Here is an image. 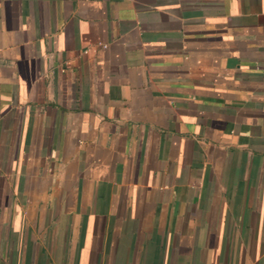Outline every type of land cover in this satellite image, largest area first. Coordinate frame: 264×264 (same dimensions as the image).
<instances>
[{"label":"crops","instance_id":"obj_1","mask_svg":"<svg viewBox=\"0 0 264 264\" xmlns=\"http://www.w3.org/2000/svg\"><path fill=\"white\" fill-rule=\"evenodd\" d=\"M0 264H264V0H0Z\"/></svg>","mask_w":264,"mask_h":264}]
</instances>
